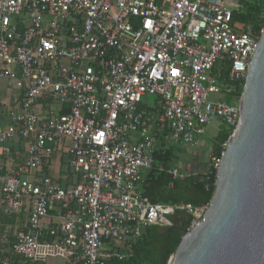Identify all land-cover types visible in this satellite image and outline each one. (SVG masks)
Returning <instances> with one entry per match:
<instances>
[{"label": "built area", "instance_id": "built-area-1", "mask_svg": "<svg viewBox=\"0 0 264 264\" xmlns=\"http://www.w3.org/2000/svg\"><path fill=\"white\" fill-rule=\"evenodd\" d=\"M249 1L0 0V80L18 91L0 102V149L15 163L0 169V214L16 217L0 222V264L122 261L150 226L203 222L210 205L153 204L140 183L174 143L196 147L216 121L236 131L239 104L223 98L264 33L237 16Z\"/></svg>", "mask_w": 264, "mask_h": 264}, {"label": "water", "instance_id": "water-1", "mask_svg": "<svg viewBox=\"0 0 264 264\" xmlns=\"http://www.w3.org/2000/svg\"><path fill=\"white\" fill-rule=\"evenodd\" d=\"M239 107L236 131L210 181L209 209L183 237L172 264H264V33Z\"/></svg>", "mask_w": 264, "mask_h": 264}, {"label": "trees", "instance_id": "trees-1", "mask_svg": "<svg viewBox=\"0 0 264 264\" xmlns=\"http://www.w3.org/2000/svg\"><path fill=\"white\" fill-rule=\"evenodd\" d=\"M245 23L252 25L255 32H259L264 24V0H252L244 3L241 13L237 14ZM245 82L229 85L232 90L227 94L225 100L228 104L231 101H238L241 98ZM231 105V104H230ZM223 129L213 140V151L211 156L220 157L233 130L222 124ZM210 154V153H209ZM174 150L170 149L165 155L159 154L156 158L153 169L148 171L140 183L139 193L142 197L149 199L153 204L174 205L191 204L196 208L210 205L215 185L211 183L215 170L211 165V160L205 164V168L195 172H189V176L184 180L173 179L168 170L177 166L174 160ZM165 169L160 171V167ZM185 170L186 169H182ZM188 172V170H187ZM45 175H50V171L45 170ZM69 184L75 185L79 182L78 175L71 169ZM16 217L0 214V222L12 224ZM171 225H155L146 228L142 237L134 246L132 257L120 261L117 257L108 260L107 264H168L175 255L183 237L187 234V229L191 222V216L186 213H177L169 218ZM5 234V229L0 228V236ZM13 233H9L12 235ZM9 245L2 246L4 250L0 253V259L9 255ZM20 260V261H19ZM18 264H23L18 258Z\"/></svg>", "mask_w": 264, "mask_h": 264}, {"label": "crops", "instance_id": "crops-1", "mask_svg": "<svg viewBox=\"0 0 264 264\" xmlns=\"http://www.w3.org/2000/svg\"><path fill=\"white\" fill-rule=\"evenodd\" d=\"M2 83H3V86L5 87L6 95L4 97H0V102H3V103L7 102L10 104V106H14L16 103L15 96L18 94V91L13 88V86L10 84V81L2 80ZM12 96H13V100L10 101ZM8 124H9L8 114L6 112H4L3 114H0V125H2L3 127H6ZM213 140H211L212 142L209 144H208V142H205L203 140H199V141L197 140V146L196 147H190V146L183 144L181 142L174 143L172 148L174 150V156H175L174 160L177 163V166L180 167L181 169L188 170V172H195L197 170H201V169L205 168L204 167L205 164L203 161V152L201 150V146H202V149L204 148L206 151L209 150V152L207 153V156L210 157L212 154V151H213L212 150L213 149ZM207 146H209V148ZM16 149L17 150L20 149L19 158L23 159L25 156V153H26L25 146H23V144H22L20 147L17 146ZM12 155L15 156V153H13ZM0 158L4 159V161H5V164L0 165V169L4 168L6 171V170L11 169L13 167V165L15 164V163H13V160H11V158L9 156L2 154L1 149H0ZM7 162H8V164H10V166H8L6 164ZM190 166H192V167H190ZM50 174L52 176H55L56 171L54 173H53V171H50ZM59 264H63V263L60 262Z\"/></svg>", "mask_w": 264, "mask_h": 264}, {"label": "rangeland", "instance_id": "rangeland-1", "mask_svg": "<svg viewBox=\"0 0 264 264\" xmlns=\"http://www.w3.org/2000/svg\"><path fill=\"white\" fill-rule=\"evenodd\" d=\"M0 81H1L0 82V97H4L6 95L5 87L3 86L2 80H0ZM223 100H225V99L223 98ZM230 104L231 105H238L239 103H238V101H231ZM222 129H223V125L221 123H219V121H216L212 125H208L206 128V134L198 137L197 140L198 141L203 140L205 142H208V144H209L212 142L211 140H213L214 137H216ZM207 147L209 148V146H207ZM201 150L203 152L204 164H208V162H210V159H209L210 157L207 156V153L209 152V150L206 151L204 148L202 149V146H201ZM2 164H5V161H4V159L0 158V165H2ZM6 164L8 166H10V164H8V162ZM190 167H192V166H190ZM59 263H60V260H57V259H55V260L51 259L48 261V264H59Z\"/></svg>", "mask_w": 264, "mask_h": 264}, {"label": "flooded vegetation", "instance_id": "flooded-vegetation-1", "mask_svg": "<svg viewBox=\"0 0 264 264\" xmlns=\"http://www.w3.org/2000/svg\"><path fill=\"white\" fill-rule=\"evenodd\" d=\"M186 166V165H185Z\"/></svg>", "mask_w": 264, "mask_h": 264}]
</instances>
